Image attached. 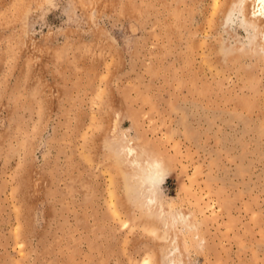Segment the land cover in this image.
<instances>
[{"label": "rangeland", "instance_id": "1", "mask_svg": "<svg viewBox=\"0 0 264 264\" xmlns=\"http://www.w3.org/2000/svg\"><path fill=\"white\" fill-rule=\"evenodd\" d=\"M231 2L0 0V264H264V47Z\"/></svg>", "mask_w": 264, "mask_h": 264}, {"label": "bare ground", "instance_id": "2", "mask_svg": "<svg viewBox=\"0 0 264 264\" xmlns=\"http://www.w3.org/2000/svg\"><path fill=\"white\" fill-rule=\"evenodd\" d=\"M231 1L232 2L229 9L226 11V19L229 18L232 12L237 8V10L239 11L238 13L243 16L242 18L244 23H246V25H248L252 30L253 36L251 38L253 41V45L257 46V43L260 41L263 44L262 46L264 47V0ZM253 51L256 52V54H258L259 56L264 57L263 54H259L255 49ZM120 152L123 153L122 164L127 168H131V170L134 172L133 177L137 179V184L139 185V187H141L142 189H146V193L153 194L154 190L158 189V186L164 179V176L162 175L160 169L161 165L156 161L151 160L150 158H142L137 152V148L135 146H123L122 148H120L119 154ZM149 197V200L151 202L153 199L151 198V196ZM172 263L173 262H171L170 264Z\"/></svg>", "mask_w": 264, "mask_h": 264}]
</instances>
